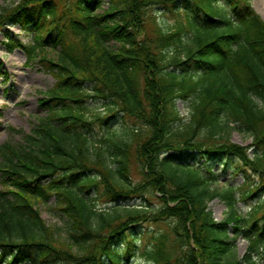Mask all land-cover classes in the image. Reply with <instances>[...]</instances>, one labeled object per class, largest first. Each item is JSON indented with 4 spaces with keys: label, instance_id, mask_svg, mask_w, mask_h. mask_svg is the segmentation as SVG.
<instances>
[{
    "label": "trees",
    "instance_id": "trees-1",
    "mask_svg": "<svg viewBox=\"0 0 264 264\" xmlns=\"http://www.w3.org/2000/svg\"><path fill=\"white\" fill-rule=\"evenodd\" d=\"M152 7L182 15L194 46L183 42L181 24L172 31L155 25L150 39L145 20ZM4 26L33 34L29 45H4L23 50L27 65L37 64L55 83L39 100L48 115L32 134L0 145V264H257L264 199L247 218L235 208L259 192L250 174L264 179V20L251 0H13L0 7ZM216 28L212 40L201 38ZM188 99L191 118L181 126L176 101ZM89 101L103 103L105 115L90 113ZM117 113L147 127L146 134L124 133L145 137L134 151L144 178L133 186L129 143L107 139L108 162L85 132ZM232 130L251 144L231 143ZM183 146L238 161L245 182L237 200L235 188H226L229 212L222 221L207 210L215 196L209 180L175 155ZM101 186L112 204L106 210L87 198ZM131 195H150L159 207H130ZM53 196L65 238L35 208ZM160 222L168 232L137 249L136 229ZM229 225L248 241L240 259Z\"/></svg>",
    "mask_w": 264,
    "mask_h": 264
},
{
    "label": "rangeland",
    "instance_id": "rangeland-1",
    "mask_svg": "<svg viewBox=\"0 0 264 264\" xmlns=\"http://www.w3.org/2000/svg\"><path fill=\"white\" fill-rule=\"evenodd\" d=\"M103 1L106 2L107 0ZM259 1L261 0H251V6L255 11L260 8ZM12 2L13 0H0V7L8 6ZM106 8L107 5L103 4L102 9ZM180 24L183 25L186 32V34H183V42L194 46L192 42L193 35L186 26L184 17L182 15H171L169 12L158 7L148 9L145 20V33L150 39H154L155 25L160 26L165 31H172ZM218 32H220V28H216L210 35L202 34L201 38L212 40V37ZM193 33L196 36V33ZM212 34L214 35L211 37ZM32 42L33 34L24 33L17 26H4L0 29V145L6 142H10L13 145L21 143L22 136L32 134V131L38 127L39 122L48 115V112L39 106V100L44 97L47 90L52 88L55 83L54 79L37 64L31 63L27 65V56L23 50L15 48L12 52H8L4 45V43L29 45ZM86 106L89 108L90 113L99 114L100 116L105 115L104 104L101 102L89 101ZM176 109L182 118L180 125L189 123L191 118V100H177ZM125 129L133 133L137 132L139 135L147 133V127L144 124L134 119L123 117L121 113L115 114L114 118L109 120L106 125L97 122L92 123L89 129H85V132H88L90 148L99 150L107 157L108 162L111 161V158L107 154V139H122L129 143L128 174L130 184L133 186L142 182L144 178L140 175V169L137 167L134 151L137 142L143 141L145 137L142 136L141 139L139 137L135 138V140H130L124 134ZM17 131H20L21 134L16 133ZM229 141L244 147H248L251 144V139L246 134L240 133L237 130L230 132ZM248 152L249 156L252 157V149H249ZM167 155L165 153L161 157L164 158ZM175 155L179 157L183 155L187 160V165H196L203 176L209 180V188L215 193V196L213 199L207 200V210L211 212L215 221L219 222L225 219L229 212L227 199L225 198L226 188H235L232 194L237 200L240 197V192L236 189L245 182L244 175L238 171V161L233 158L221 159L213 157L204 152L190 150L189 147L185 148L184 146L178 149ZM249 181L251 182V187L256 185L259 187V192L247 201L242 202L241 200H237L235 208L238 214L244 218H247L252 212V208L258 203H262L264 199V179L260 180L256 175L250 174ZM100 189L102 191L92 190L87 195V198L94 200L97 210H106L112 204L103 195L105 194L103 186ZM125 204L130 207L143 205L152 208V210L159 207L158 201L150 195H131ZM56 206L55 196L51 197L46 203L37 202L35 204V208L45 225L58 228L61 237L65 238L66 221ZM261 223L262 221L259 220L257 227ZM241 227L247 230L246 227ZM228 230L229 236L234 239L232 241L234 258L240 259L247 252L248 241L244 238L243 234L236 236L232 225H229ZM136 231V233H140L137 236L136 247L142 251L149 245L148 242L154 234L159 235L168 232V229L165 223L160 222L155 225L145 223L139 226ZM252 258L257 264H264L263 251H260L258 255H253Z\"/></svg>",
    "mask_w": 264,
    "mask_h": 264
},
{
    "label": "bare ground",
    "instance_id": "bare-ground-1",
    "mask_svg": "<svg viewBox=\"0 0 264 264\" xmlns=\"http://www.w3.org/2000/svg\"><path fill=\"white\" fill-rule=\"evenodd\" d=\"M259 10L256 9V11L262 16V18L264 19V0L259 1Z\"/></svg>",
    "mask_w": 264,
    "mask_h": 264
}]
</instances>
